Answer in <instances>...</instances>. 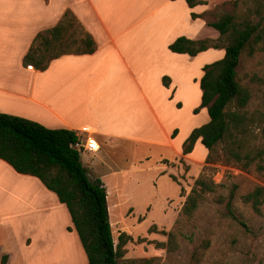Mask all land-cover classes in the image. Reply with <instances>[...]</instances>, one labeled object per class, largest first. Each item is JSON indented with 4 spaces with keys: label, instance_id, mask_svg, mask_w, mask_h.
<instances>
[{
    "label": "crops",
    "instance_id": "obj_1",
    "mask_svg": "<svg viewBox=\"0 0 264 264\" xmlns=\"http://www.w3.org/2000/svg\"><path fill=\"white\" fill-rule=\"evenodd\" d=\"M205 1L190 7L186 0H0V112L96 138L98 151L117 139L156 143L146 138L153 130L145 135L144 122L148 108L162 129L161 111L150 94L154 83L177 112L165 141L178 157L184 142H178L179 120L187 105L180 92L189 87L188 94L195 98L188 115L194 120L203 66L225 52L207 49L217 55L188 73L182 64L195 56L169 48L180 36L209 37L207 21L191 15L209 11L210 0ZM67 10L93 36L95 52L62 55L45 70L23 65L37 34L54 27ZM175 128L179 131L172 136ZM201 150L202 156L208 149ZM112 193L108 191V201ZM83 250L69 210L57 194L38 177L20 173L0 158V264L4 258V264H58L61 258L75 261Z\"/></svg>",
    "mask_w": 264,
    "mask_h": 264
},
{
    "label": "rangeland",
    "instance_id": "obj_2",
    "mask_svg": "<svg viewBox=\"0 0 264 264\" xmlns=\"http://www.w3.org/2000/svg\"><path fill=\"white\" fill-rule=\"evenodd\" d=\"M209 2L211 9L206 11V21H214L224 12H234L240 19L249 17L254 22L259 20L257 14L249 11L255 6L254 0ZM261 2L264 4V0ZM75 21L71 29L80 36L85 28L78 20ZM209 32V37L216 44H225L218 31L211 27ZM216 55L207 50L198 58L189 56L193 60L188 57L182 64L183 69L190 73L198 69L199 63ZM237 80L250 93L244 111L249 116H264V49L257 47L251 54L246 48L242 52ZM149 88L156 107L161 111L162 129L158 128L146 108L145 135H149L148 130H153L146 138H153L156 143L117 139L103 144L97 153L81 152L89 177L92 180L94 176L100 178L107 193L113 191L108 204L115 245L120 242L121 236L123 240L118 264H264V202L260 211H255L250 203L242 199L256 186H264V172L257 171L254 165L243 169L235 162H227L222 143L216 146L213 153L214 162L206 161L208 150L201 156V149L205 147L200 141L191 152L183 153L189 126L193 125L194 129L208 121V111L200 107L201 102L193 107L194 120L188 117L190 106L196 104L193 95L187 92L189 87L180 92V98L187 105L181 111L182 121L179 120L181 130L178 142H184L177 157L175 149L165 141L166 131L178 119L177 112L166 100L163 89L154 83ZM181 105L179 101L178 106ZM196 109L198 112H195ZM250 129L256 136L254 143L264 147L259 122ZM178 131L175 128L172 136ZM200 177L213 180L217 186L215 191L204 194L193 215L187 217L182 208L196 179ZM232 190L233 210L237 218L228 215L225 202L218 200L219 196H224L226 201ZM77 256L75 261L61 258L58 264H88L85 250Z\"/></svg>",
    "mask_w": 264,
    "mask_h": 264
},
{
    "label": "trees",
    "instance_id": "obj_3",
    "mask_svg": "<svg viewBox=\"0 0 264 264\" xmlns=\"http://www.w3.org/2000/svg\"><path fill=\"white\" fill-rule=\"evenodd\" d=\"M186 1L190 7L206 3L205 0ZM254 3L253 10L249 11L259 16L256 22L249 17L240 19L234 12H224L214 21H207L209 26L219 32V38L225 44H216L210 37L190 39L180 36L169 48L173 52L191 56L209 48L225 50L222 58L203 67L200 107L207 108L209 120L191 131L183 144V153L191 152L200 138L208 149L206 161L214 162L213 153L216 146L222 143L227 162H235L243 169L254 165L257 171L264 172V147L254 143L256 136L250 129L259 122L264 135V116H249L244 111L250 93L237 80V67L242 52L246 48L251 54L257 47L264 49V4L261 0H254ZM206 13L192 12L191 15L193 18H204ZM74 18L77 20L67 10L54 27L39 32L23 58V65L45 70L53 59L62 55L95 52L97 43L89 32L82 30L80 36H77L72 31L76 23ZM163 82L168 85L169 78L165 76ZM195 112H198L197 109ZM78 138L75 130L48 128L24 117L0 112V158L16 171L38 177L66 204L88 264H118L117 259L122 255V236L115 245L107 190L100 178L92 180L89 177L88 169L81 160V151L74 147ZM216 186L211 179H196L195 186L184 202L183 213L191 217L204 194L215 191ZM224 198L219 196V202H225L227 214L237 218L233 210L234 190L226 201ZM242 199L250 203L255 211H260L264 202V186H256ZM4 262L5 258L1 264Z\"/></svg>",
    "mask_w": 264,
    "mask_h": 264
},
{
    "label": "built area",
    "instance_id": "obj_4",
    "mask_svg": "<svg viewBox=\"0 0 264 264\" xmlns=\"http://www.w3.org/2000/svg\"><path fill=\"white\" fill-rule=\"evenodd\" d=\"M74 147L78 150L82 151H98L99 145L97 141L90 136L86 137H79L78 140L75 142Z\"/></svg>",
    "mask_w": 264,
    "mask_h": 264
}]
</instances>
